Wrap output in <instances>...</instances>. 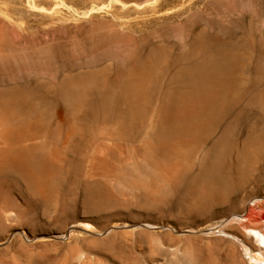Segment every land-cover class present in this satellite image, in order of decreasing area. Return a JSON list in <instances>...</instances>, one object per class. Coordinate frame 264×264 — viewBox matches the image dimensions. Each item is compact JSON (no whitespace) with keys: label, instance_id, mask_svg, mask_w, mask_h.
<instances>
[{"label":"rangeland","instance_id":"1","mask_svg":"<svg viewBox=\"0 0 264 264\" xmlns=\"http://www.w3.org/2000/svg\"><path fill=\"white\" fill-rule=\"evenodd\" d=\"M257 205L264 0H0V264H264Z\"/></svg>","mask_w":264,"mask_h":264},{"label":"bare ground","instance_id":"2","mask_svg":"<svg viewBox=\"0 0 264 264\" xmlns=\"http://www.w3.org/2000/svg\"><path fill=\"white\" fill-rule=\"evenodd\" d=\"M254 208H256V207H254ZM254 208L249 206V209H248V212L246 215L248 216V215H252V214L255 215V214L260 213L259 210H256ZM260 214L262 216V213H260ZM241 218L242 217L238 216L237 218H235V220L238 221ZM251 232L254 234V237L256 238V242H257L256 244H253V246H252L253 250L257 252V251L264 249V233L261 234L260 232L256 231L255 229L251 230ZM252 257L255 259L256 262H258V259L260 258L259 253H254Z\"/></svg>","mask_w":264,"mask_h":264},{"label":"water","instance_id":"3","mask_svg":"<svg viewBox=\"0 0 264 264\" xmlns=\"http://www.w3.org/2000/svg\"><path fill=\"white\" fill-rule=\"evenodd\" d=\"M260 208H261V205H257L256 208H254V209L259 210ZM248 209H249V206H247V209H246V213L245 214H247ZM262 219H264V213H262Z\"/></svg>","mask_w":264,"mask_h":264}]
</instances>
